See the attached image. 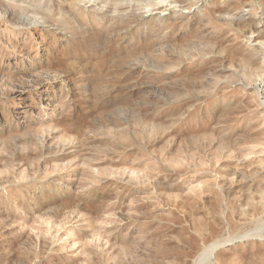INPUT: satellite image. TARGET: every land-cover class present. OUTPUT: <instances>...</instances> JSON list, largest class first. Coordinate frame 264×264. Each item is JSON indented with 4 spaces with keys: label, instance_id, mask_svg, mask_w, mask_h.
<instances>
[{
    "label": "rangeland",
    "instance_id": "1",
    "mask_svg": "<svg viewBox=\"0 0 264 264\" xmlns=\"http://www.w3.org/2000/svg\"><path fill=\"white\" fill-rule=\"evenodd\" d=\"M0 264H264V0H0Z\"/></svg>",
    "mask_w": 264,
    "mask_h": 264
}]
</instances>
